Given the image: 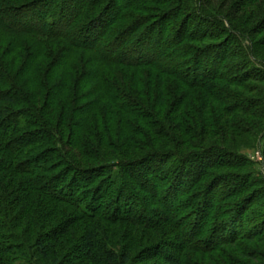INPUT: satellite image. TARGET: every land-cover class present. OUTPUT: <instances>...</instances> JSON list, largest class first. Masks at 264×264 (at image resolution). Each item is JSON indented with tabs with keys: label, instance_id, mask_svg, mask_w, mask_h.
Instances as JSON below:
<instances>
[{
	"label": "trees",
	"instance_id": "trees-1",
	"mask_svg": "<svg viewBox=\"0 0 264 264\" xmlns=\"http://www.w3.org/2000/svg\"><path fill=\"white\" fill-rule=\"evenodd\" d=\"M218 2L0 0V264H264V0Z\"/></svg>",
	"mask_w": 264,
	"mask_h": 264
},
{
	"label": "rangeland",
	"instance_id": "rangeland-1",
	"mask_svg": "<svg viewBox=\"0 0 264 264\" xmlns=\"http://www.w3.org/2000/svg\"><path fill=\"white\" fill-rule=\"evenodd\" d=\"M218 3V0H213L212 5L216 6ZM251 142V147H244L240 151L242 157H245V159L250 163L249 167H246L247 169L245 171L258 172L260 175L262 174L261 176L264 177V159L261 154V144L254 141ZM231 158L232 157H229L227 159L231 160ZM117 248L119 250L120 247Z\"/></svg>",
	"mask_w": 264,
	"mask_h": 264
}]
</instances>
